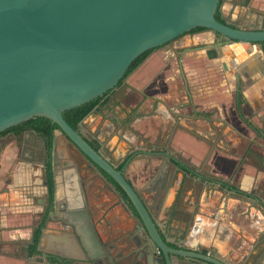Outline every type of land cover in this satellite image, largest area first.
Segmentation results:
<instances>
[{
	"label": "crops",
	"instance_id": "1",
	"mask_svg": "<svg viewBox=\"0 0 264 264\" xmlns=\"http://www.w3.org/2000/svg\"><path fill=\"white\" fill-rule=\"evenodd\" d=\"M220 14L237 29L263 17L264 29V0H223ZM218 38L203 31L156 49L79 133L123 171L172 246L264 264V44L231 45L213 59ZM54 139L49 151L31 130L0 136V264H92L81 197L115 262L131 261L135 210L61 132Z\"/></svg>",
	"mask_w": 264,
	"mask_h": 264
},
{
	"label": "water",
	"instance_id": "2",
	"mask_svg": "<svg viewBox=\"0 0 264 264\" xmlns=\"http://www.w3.org/2000/svg\"><path fill=\"white\" fill-rule=\"evenodd\" d=\"M221 1L0 0V134L37 117L58 125L57 131L91 165L107 174L135 209L140 223L128 235L136 247L129 255L134 264H172L173 257L192 263H229L208 249L169 247L123 171L71 128L64 113L105 97L144 54L198 28L219 36L207 49L215 51L213 59L223 58L231 45L243 44L252 52L256 45L264 44L263 17L259 18L261 26L254 29L222 24L217 19ZM81 203L85 208L80 214L88 222L87 245L94 253H88V260L117 264L98 236L82 197Z\"/></svg>",
	"mask_w": 264,
	"mask_h": 264
},
{
	"label": "trees",
	"instance_id": "3",
	"mask_svg": "<svg viewBox=\"0 0 264 264\" xmlns=\"http://www.w3.org/2000/svg\"><path fill=\"white\" fill-rule=\"evenodd\" d=\"M223 0L221 1V5H222ZM220 5V6H221ZM217 19L220 23L222 24H226L225 21L223 20V18L221 17L220 14V9L217 13ZM203 31H207L205 29L202 28H198L194 31H192L190 34H194V33H199V32H203ZM155 50L149 51L146 54H144L142 57H140L132 66L131 68L128 70L126 76L124 77V79L120 82L119 86L122 85L125 80L135 71L137 70L141 64L154 52ZM118 86V87H119ZM111 93V92H110ZM109 93V94H110ZM109 94H107L106 96H108ZM105 96V97H106ZM100 98L97 99L96 101H93L91 103L85 104L81 107H78L76 109H73L71 111H68L66 113H64V119L65 121L69 124V126L71 128H73L75 131L79 132L80 131V124L89 116L91 115V113L101 104L102 100L105 98ZM31 130L36 132V134L40 135L46 143L47 149L49 151L52 150L53 148V142H54V135L55 132L57 130H59L58 125L53 124V122L49 119L46 118H41V117H37L34 119H31L21 125H18L16 127H13L3 133L0 134V136L5 135V134H9V133H13L17 136H21V134H23L24 132ZM90 144V143H89ZM96 151H99V148L93 144H90ZM180 163H178L179 165ZM180 166L188 171H192L191 169H188L187 166L180 164ZM104 175L106 177H108V179L118 188V190L121 192V194L128 200L126 194L124 193V191L107 175L104 173ZM208 180V179H207ZM47 181H48V189H49V200L50 202L53 201L54 198V188H55V184H54V176H53V172H52V165L51 163L47 165ZM210 181V180H208ZM225 187V186H224ZM226 187H229L226 185ZM233 191H236V189L234 188H230ZM239 193V192H237ZM242 195H245L242 193ZM39 237L40 234L38 233L35 236L34 239V243H33V250L35 251L37 246H38V242H39Z\"/></svg>",
	"mask_w": 264,
	"mask_h": 264
},
{
	"label": "flooded vegetation",
	"instance_id": "4",
	"mask_svg": "<svg viewBox=\"0 0 264 264\" xmlns=\"http://www.w3.org/2000/svg\"><path fill=\"white\" fill-rule=\"evenodd\" d=\"M219 39V38H218ZM178 163H180V164H182L180 161H177ZM180 164L178 165L179 167H181L180 166ZM95 167V166H94ZM96 168V167H95ZM119 170V169H118ZM101 172V171H100ZM102 173V172H101ZM103 174V176H105L104 175V173H102ZM106 177V176H105ZM106 178H108V177H106ZM125 198V197H124ZM126 199V198H125ZM127 200V199H126ZM129 201V200H128ZM131 207L133 208V206L131 205ZM134 209V208H133ZM135 210V209H134ZM263 210H264V208H263ZM137 214V213H136ZM261 224H264V218H263V220H262V223ZM264 237V235L263 236H261V237H259V240H258V242H257V244H256V249L258 250V249H260V250H263L264 249V239H262ZM169 245V247H171L172 249H179V248H175L174 246H172L170 243L168 244ZM247 247V246H246ZM177 259V260H179V262L181 261V259L180 258H178V257H173L172 258V264H176V261L174 260V259ZM195 262H197V261H195ZM258 262H261V257H260V259L258 260ZM254 264H257V263H254Z\"/></svg>",
	"mask_w": 264,
	"mask_h": 264
}]
</instances>
